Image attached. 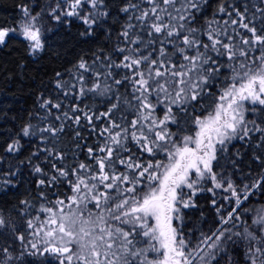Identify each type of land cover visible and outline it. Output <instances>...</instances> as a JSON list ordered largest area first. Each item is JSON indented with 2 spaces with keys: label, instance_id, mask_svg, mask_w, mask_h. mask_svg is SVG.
Returning a JSON list of instances; mask_svg holds the SVG:
<instances>
[{
  "label": "snow or ice",
  "instance_id": "6c2138e0",
  "mask_svg": "<svg viewBox=\"0 0 264 264\" xmlns=\"http://www.w3.org/2000/svg\"><path fill=\"white\" fill-rule=\"evenodd\" d=\"M207 2L122 0L113 5L116 15L126 20L112 51L99 48L91 62L79 57L68 70L74 73L71 81L55 73V88L75 103L65 109L62 101L38 97L39 108L47 112L42 119L47 122L56 109L60 124L38 127L29 120L9 137L3 151L18 158L21 139L39 132L35 150L6 168L0 157V196L18 187L25 166L34 178L36 195L21 199L17 211L21 219L27 217L28 235L39 239L27 240L22 225L0 215V264H241V245L243 264H264V203L250 223L246 216L253 210L244 206L254 196L264 200V0L250 6L248 0H221L217 12L228 17L223 26L214 14L203 28L196 27ZM35 7L21 3L17 21L0 24V47L19 39L34 56L45 50L56 26L70 27L72 19L82 25L80 37H96L103 30L111 39L108 21L113 9L108 0H55L54 6L49 0L46 8ZM45 16L52 24L47 29L40 23ZM232 25L236 27L230 33ZM177 53L179 62L174 59ZM211 53L226 55L227 62ZM86 73L93 79L90 87ZM89 94L103 97L106 109L97 112L85 103ZM153 95L156 104L168 105L162 119L153 118ZM208 97H213L211 110L186 120L194 128L181 136V121L204 108ZM126 112L135 118L129 120ZM69 124L71 151L61 145ZM170 124L176 125V132ZM93 135L98 142L90 145L88 137ZM234 141L252 149L247 172L238 164L244 153L230 147ZM85 149L86 160L81 161L77 152ZM221 160L232 172L224 170ZM237 173L243 178L240 183L234 178ZM209 180L211 186L205 187ZM65 184L72 194L60 198L53 190ZM217 189L230 193L224 199L233 206L223 209L213 198L218 219L198 237L189 229L193 243L184 232L183 210L200 208L198 194L215 196ZM36 203L39 209L33 217Z\"/></svg>",
  "mask_w": 264,
  "mask_h": 264
},
{
  "label": "trees",
  "instance_id": "16d2710c",
  "mask_svg": "<svg viewBox=\"0 0 264 264\" xmlns=\"http://www.w3.org/2000/svg\"><path fill=\"white\" fill-rule=\"evenodd\" d=\"M54 2L55 0H52L53 6ZM220 2L221 0H208L207 7H205L202 13L197 17L195 26L203 28L206 22L213 18L214 14L218 24L223 26L224 21L227 20L228 17L224 13L217 12ZM224 2L242 4L243 0H224ZM21 3L35 5L36 7L34 8V11H39L40 7H47L49 0H0V24H14L19 16L18 5ZM121 3L122 0H108L109 7L113 9V16L108 21V25L111 28V39L104 34L103 30H101L96 37H80L79 32L82 30V25L75 19H72L70 27L64 25L56 26L46 39L45 50L34 56L28 54L24 42L19 39H11L8 41L7 47H0V157L4 158L5 168L9 165L14 166L18 164L19 160H25L30 153L35 150V146L39 143L40 133L37 132V135L31 139H21L23 148L18 154V158L17 156L4 153L3 149L6 147V141L9 140V137L15 136L26 122H29L30 120L33 125H37L38 127L47 126V122H51L57 126L60 124V121L55 119L56 115L59 114L56 109L51 110L52 115L47 117V122L42 119V117L47 115V112L44 109L39 108L38 97L43 96V98L46 99L51 98L54 102L57 100L62 101L65 109H67L70 104L75 103L71 95L65 97L62 92H58L55 88V73L61 72L64 80L71 81L74 73L68 70L72 68L73 64L79 59V57L85 56L89 62H91L92 54L99 48H104L106 52L112 51L113 45L116 43L117 35L120 31V26L126 20V17L122 14L117 16L116 8L113 7V5L118 7ZM252 3L259 4L260 0H248L249 6ZM141 7H146V5L142 4ZM249 16H251V10ZM40 23L44 24L45 29L52 26L46 16L40 21ZM215 27H217V24H213V28ZM235 27V25L230 26L229 32L231 33V28ZM200 39L205 43H210L207 35H201ZM167 47L169 48V51H171L172 45H168ZM211 54L218 61L227 62L226 55L217 56L215 53ZM113 58H117L115 54H113ZM174 59L179 62V53L176 54ZM116 71L123 74L125 70L119 69ZM224 71L227 72V69H224ZM85 76L88 77L87 86L90 87L93 83V79L87 73ZM101 79H103V77ZM79 87L80 85L77 84V91L79 90ZM120 91L124 92L125 88L121 87ZM130 91L131 90L129 89V92ZM151 100L153 104H156L155 95L151 97ZM212 100L213 97L205 99L204 108L198 109L195 114H190L189 117H185L184 120L181 121V125L184 127L181 136L189 134V129L194 128L193 124H186L185 121L193 119L194 115H207V112L211 110ZM85 103L90 104L97 112L104 111L108 106L104 102L103 97H93L91 94L85 98ZM167 106L166 103L156 104L153 118L162 119ZM81 107H83V105H81ZM173 108L175 111L174 106ZM5 113L6 116L4 115ZM29 113H32L31 118H29ZM125 114L128 116L129 120L135 118L131 113L126 112ZM103 123H107V121H104ZM100 126L102 127L103 124L100 123ZM72 127L73 126L69 124L68 127H66L65 132L61 135V145L67 151H71L72 149L73 142L70 139ZM169 128L173 132L177 131L176 125L170 124ZM84 134L86 136L88 135L87 132ZM102 139L103 138L101 137L100 140ZM87 142L90 145L97 143V136H89ZM233 145L234 147L230 146L232 147V151L239 148L244 153L243 160L239 161L238 164L241 170L247 172V164L252 149L241 148L239 141H234ZM77 155L79 160H86V149L83 152H77ZM145 157H147V154H145ZM41 159H43V157H41ZM69 159H71V157H69ZM36 162L37 161L35 160L33 161V163ZM221 164L224 165V170L226 172H232L231 165L226 164L224 160H221ZM44 167L48 168V165L45 164ZM252 167L255 169L257 165L253 162ZM216 171L220 172L221 169H216ZM234 178L237 183H240L243 179L239 173H237ZM33 179L34 178L28 175L27 167L25 166L22 168L20 178L17 181L18 187L13 189L8 195L0 196V215H3L6 220L12 219L18 226L22 225V230L25 232L27 240L35 242L39 237L28 235L29 230L26 228L25 224L27 217L21 219L17 211V206L21 199L33 200V197L36 195L35 184L32 182ZM210 186L211 181L209 180L205 183V187ZM53 191H58L60 198L72 194L67 184L63 187L57 186V189ZM223 194H225V192L223 193L220 189L215 191V196L210 192H202L197 196V201L201 206L200 208L195 210H183L187 213L185 216L186 227L184 228V232L186 237L193 239V243H195V239L189 232V229L193 230L195 236L198 237L200 235V230L207 232L218 219L215 208L211 205V200L213 198L216 199L218 205L223 206V209L230 210L231 206H233L225 203ZM48 195L50 198L55 199L52 192H49ZM262 203H264V200L255 196L252 197L250 201L245 202L244 206L253 210L246 216L249 223L251 222V216L255 215V209ZM38 209L39 203H36V208L31 212L33 217L37 215ZM65 210L68 211L69 209ZM201 211L203 212V217L200 216ZM241 215L243 216L245 214L241 212ZM35 222L39 223L40 221L37 220ZM149 222L154 223V221ZM228 226L231 227L232 224L230 223ZM3 239L4 237L0 236V242H2ZM20 251L21 248L19 241H16V252L14 254L18 255ZM239 253L241 264H243L242 245L239 249ZM151 255L154 254L150 253L149 256L151 257Z\"/></svg>",
  "mask_w": 264,
  "mask_h": 264
},
{
  "label": "rangeland",
  "instance_id": "374dc122",
  "mask_svg": "<svg viewBox=\"0 0 264 264\" xmlns=\"http://www.w3.org/2000/svg\"><path fill=\"white\" fill-rule=\"evenodd\" d=\"M224 193V192H223ZM225 196H230V193H225V194H223V198L225 197ZM224 201H225V203L226 204H228V202L224 199Z\"/></svg>",
  "mask_w": 264,
  "mask_h": 264
}]
</instances>
